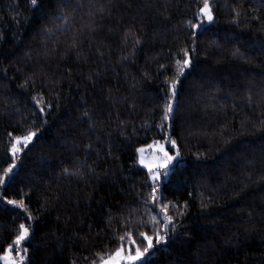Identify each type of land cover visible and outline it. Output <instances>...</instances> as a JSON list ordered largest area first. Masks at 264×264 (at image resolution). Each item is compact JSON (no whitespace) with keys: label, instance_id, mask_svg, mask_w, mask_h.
Returning <instances> with one entry per match:
<instances>
[{"label":"trees","instance_id":"obj_1","mask_svg":"<svg viewBox=\"0 0 264 264\" xmlns=\"http://www.w3.org/2000/svg\"><path fill=\"white\" fill-rule=\"evenodd\" d=\"M209 4L202 24L203 0H0V175L37 133L0 185L27 208L0 199V253L21 222L25 264H100L154 235L137 150L174 139L158 192L176 227L142 264H264V0Z\"/></svg>","mask_w":264,"mask_h":264},{"label":"snow or ice","instance_id":"obj_2","mask_svg":"<svg viewBox=\"0 0 264 264\" xmlns=\"http://www.w3.org/2000/svg\"><path fill=\"white\" fill-rule=\"evenodd\" d=\"M32 4L35 5L37 0H31ZM199 13L202 17H206L208 21L213 19V14L211 10V6L209 4V0H203V6L200 7ZM194 27H199V25H194ZM239 51L238 49L236 50ZM183 59H178L176 61L178 67V73L182 74L185 72V69L190 67L192 64V59L189 54V49H182ZM235 54V53H234ZM177 79L173 78L169 84V92L170 95L167 98L166 103L164 104L163 109V119L165 121L169 120L174 112V99L177 95ZM37 105H42V101L40 99H36ZM51 105H49L50 107ZM45 109L41 106L40 111L43 112ZM87 115V113H84ZM36 131L28 130L23 135L15 136V139L11 143L9 148V152L11 153L12 163L8 164L7 168L4 170V173L0 175V185L6 184L5 177L8 176L14 168L16 162V154L23 151V148L20 146L29 145L30 142L34 140L36 137ZM159 146V152L162 153L161 156L154 158V161H147L141 155L140 164L145 165L150 174V179L152 180L151 187V203L152 206L158 209L157 212L151 215V221L153 222L152 226L154 228V235H150L147 231H142L139 233L140 241L137 242V239L133 236L131 231H128L125 236H120L118 239L120 241L119 245L115 248V250L106 257H101L100 264H123V262H135L147 260L146 253L151 255L150 249H154V241L158 244L160 241L167 239L168 229L171 228L175 230L174 216L169 214V207L167 204L162 203V192H158L161 189L160 179H161V171L160 169H164L163 175H168V166L177 159L179 156V152L174 156L168 148L158 141L154 142ZM170 143L175 147L176 141L173 139ZM137 151L142 152V149H138ZM71 171L72 174H77L79 169L69 170L68 168L64 169V172ZM0 199L6 201L10 205L17 206L20 209H24L27 211L26 204L23 198L20 199H10L7 195H3L0 193ZM27 219L31 220V213H28ZM19 232L14 236V244L9 243L6 249L0 253V259L4 261V264H21V262L25 259L24 255H21V251L27 252L26 248H22V242L26 241L29 238L31 229L24 222L19 224ZM163 228L164 235H161L160 229ZM134 249V251H133ZM13 251L16 253V257H13ZM95 264V261H93Z\"/></svg>","mask_w":264,"mask_h":264},{"label":"rangeland","instance_id":"obj_3","mask_svg":"<svg viewBox=\"0 0 264 264\" xmlns=\"http://www.w3.org/2000/svg\"><path fill=\"white\" fill-rule=\"evenodd\" d=\"M201 21H202V24H211L212 21H213V19H212L211 21H208L206 17H202V16H201ZM197 28H199V27H197ZM170 141H171L170 139H167V140H165V141H158V142L164 144V145L168 148V150H169V151L175 156L176 153L178 152V151H177V147H176V146L174 147V146L170 143ZM140 149H142V152L138 151V163H139V165H140L141 167L145 168V169L148 171V169L145 167V165H142V164H140V162H139L141 155H142V156L145 158V160H147V161H154V158L161 156L162 153L159 152V146H158V144H156V143H152V144H150V145L143 146V147H141ZM17 155H18V153L16 154V156H17ZM178 161H179V156L177 157L176 160H174V161L168 166V169H167V171H168V175H166V176L163 175V172H164L165 170H164V169H160V171H161V173H162V175H161V179H160V182L166 181V180L169 178L171 172L173 171L174 166L176 165V163H177ZM26 240H27V239H26ZM24 242H25V241H24ZM24 242H22V248H23V243H24ZM133 251H134V249H133ZM20 254H21V255H24V257H25V259L21 262V264H25V260H26L25 253H24L23 251H21ZM145 255H146V257H147V254H145ZM13 257H14V258H18V257H16V253H15V251H13ZM145 261H146V260L135 261V262H123V264H142V263L145 262ZM1 262H2V264H4V261H3L2 259H1Z\"/></svg>","mask_w":264,"mask_h":264}]
</instances>
